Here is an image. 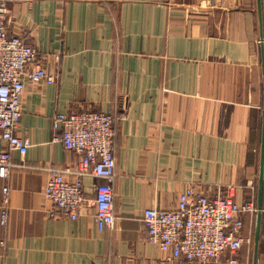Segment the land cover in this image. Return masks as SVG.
<instances>
[{
  "label": "crops",
  "instance_id": "obj_1",
  "mask_svg": "<svg viewBox=\"0 0 264 264\" xmlns=\"http://www.w3.org/2000/svg\"><path fill=\"white\" fill-rule=\"evenodd\" d=\"M262 14L263 37L257 0H10L8 32L50 56L58 83L30 86L23 98L17 133L30 147L25 158L12 154L6 227L0 179V264H169L148 241L146 209H173L191 187L234 186L239 202L255 199L264 0ZM82 111L117 118V221L103 232L94 190L103 180L84 178L77 220L51 217L44 194L52 170L79 162L54 141L53 119ZM255 222L246 217L245 235Z\"/></svg>",
  "mask_w": 264,
  "mask_h": 264
},
{
  "label": "built area",
  "instance_id": "obj_2",
  "mask_svg": "<svg viewBox=\"0 0 264 264\" xmlns=\"http://www.w3.org/2000/svg\"><path fill=\"white\" fill-rule=\"evenodd\" d=\"M9 3L0 0V135L6 145L0 151V179L6 183L2 189V227L9 220L11 189L7 182L15 167L12 154L18 152L25 158L30 147V139L17 133L24 95L30 86L58 83L50 56L41 55L24 39L8 32ZM53 60L60 62V56ZM116 120L92 111L55 115L54 141L76 153L79 162L75 171L52 170L44 192L53 207L51 217L77 220L87 201L84 178L92 177L105 183L94 189L98 229L103 232L115 226ZM254 200L239 202L234 186L219 187L215 194L188 188L173 209L145 210L148 241L161 249L169 264H250L242 260V250L251 242L250 235H245L246 217L253 222L258 213Z\"/></svg>",
  "mask_w": 264,
  "mask_h": 264
},
{
  "label": "water",
  "instance_id": "obj_3",
  "mask_svg": "<svg viewBox=\"0 0 264 264\" xmlns=\"http://www.w3.org/2000/svg\"><path fill=\"white\" fill-rule=\"evenodd\" d=\"M258 1V13L260 28L262 31L263 37V14H262V0ZM263 69H264V51H263ZM260 174L258 181V193H257V209L258 213L256 216L255 222V234H254V256L253 263L258 264L259 261V250H260V241L263 225V213H264V109H263V126H262V142H261V153H260Z\"/></svg>",
  "mask_w": 264,
  "mask_h": 264
},
{
  "label": "rangeland",
  "instance_id": "obj_4",
  "mask_svg": "<svg viewBox=\"0 0 264 264\" xmlns=\"http://www.w3.org/2000/svg\"><path fill=\"white\" fill-rule=\"evenodd\" d=\"M256 198H257V196H256ZM256 198H255L254 201H256ZM256 203H257V201H256ZM254 225H253V228H252V230H251V232L249 234L251 242H250V244L245 245L243 250H242V255H243L244 260L245 261L249 260L250 264L253 263V256H254V234H255Z\"/></svg>",
  "mask_w": 264,
  "mask_h": 264
}]
</instances>
